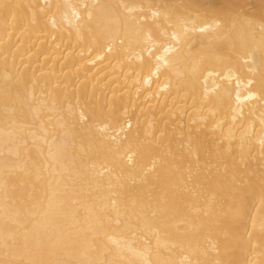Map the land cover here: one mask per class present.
I'll use <instances>...</instances> for the list:
<instances>
[{"label":"bare ground","instance_id":"obj_1","mask_svg":"<svg viewBox=\"0 0 264 264\" xmlns=\"http://www.w3.org/2000/svg\"><path fill=\"white\" fill-rule=\"evenodd\" d=\"M0 264H264V0H0Z\"/></svg>","mask_w":264,"mask_h":264}]
</instances>
